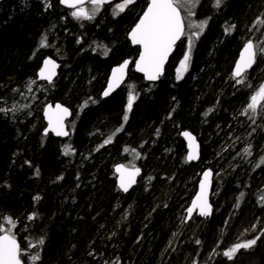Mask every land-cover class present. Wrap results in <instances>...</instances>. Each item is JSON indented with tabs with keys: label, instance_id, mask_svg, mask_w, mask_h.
<instances>
[{
	"label": "trees",
	"instance_id": "obj_1",
	"mask_svg": "<svg viewBox=\"0 0 264 264\" xmlns=\"http://www.w3.org/2000/svg\"><path fill=\"white\" fill-rule=\"evenodd\" d=\"M121 1L82 20L57 0H0V109L19 99L13 113L0 110V234L18 239L22 264H264V99L245 111L264 84V0H199L192 17L207 24L182 78L172 75L181 41L156 84L130 71L101 100L109 68L137 53L126 35L146 0L120 12ZM249 40L255 63L238 84L230 72ZM45 56L61 63L52 85L36 80ZM48 102L72 111L63 141L42 136ZM185 130L200 145L197 164L185 161ZM116 164L141 170L126 194ZM204 169L212 214L184 222Z\"/></svg>",
	"mask_w": 264,
	"mask_h": 264
},
{
	"label": "snow or ice",
	"instance_id": "obj_2",
	"mask_svg": "<svg viewBox=\"0 0 264 264\" xmlns=\"http://www.w3.org/2000/svg\"><path fill=\"white\" fill-rule=\"evenodd\" d=\"M93 5L92 14L84 7H79L84 3V0H60V3L68 6L70 8H75L71 14L76 19H92L96 11L99 10V6L108 3L109 0H89ZM134 0H123L121 4L116 7L118 11L122 12L124 9L132 4ZM198 0H150L147 10L144 12L143 16L140 18L139 23L132 29L129 33L130 39L134 44H139L142 46V51L140 54V59L136 61L137 70L145 72L146 79L156 80L160 75L165 59L167 58L169 52L171 51L175 42L184 34L185 26L183 18L181 17L178 8L189 9V14L191 15V8H194ZM223 0H214L213 7H220ZM259 23H264V21H259ZM207 21H200L194 25L190 24L189 27L198 29V31H192L189 36V52L192 43V37H199L201 32H203ZM235 26H229L225 29L226 33L231 32L232 28ZM46 46L44 40L41 41V47ZM257 46L253 44L251 40L244 44L243 51L241 52V58L237 61L236 68L233 72L234 77H241L246 68L250 67L254 62L256 56ZM259 51L264 53V47H260ZM189 52H186L184 59L181 61V69H187V62L190 59ZM107 54V52H105ZM128 61L125 60L119 68L113 69V79H122V74L124 69L128 65ZM44 67L40 70V78L46 79L51 82L52 76L55 75L54 69L56 64L52 60H45ZM179 71V70H178ZM119 74V75H118ZM179 78V75H178ZM238 84L241 83L239 79L236 81ZM113 82L110 80L108 89L104 92V95H109L112 90ZM134 96L130 93L128 98V105L126 113L131 110L132 102ZM264 99V85H261L259 90L251 96L250 103L247 105L245 111L252 110L253 112L257 108L258 100ZM58 110L67 113V109L61 108L57 105ZM2 110V109H0ZM128 119L127 114L124 116V120ZM51 123V122H50ZM47 131V130H46ZM52 131L55 132L57 136L68 135L67 132L63 130V126L52 127ZM119 131V129H117ZM184 136L188 137L190 142H194V138L190 133H182ZM110 142V141H106ZM192 143H190V148ZM68 149H65L67 153ZM247 151V149H246ZM195 154L190 151L187 159H195ZM116 171L121 173L119 187L127 192L128 188L132 183L135 182L134 178L139 174V169L134 168L128 171L127 178L124 176V172L127 171L125 166L117 165ZM209 173H205V179L201 181V192L198 194L197 198L193 201L192 207L188 208L187 211L189 216L192 214L195 208H199V214L206 216L210 214V206L207 204V194H206V181ZM39 199V197H36ZM32 217H29L31 219ZM9 224L14 226V222L9 217L4 218ZM0 231H4L3 226L0 225ZM258 239V237H257ZM39 244H43V240L38 241ZM197 243H200L197 241ZM256 244V239L248 240L244 243H237L230 249L226 250L223 255L229 259H232L235 253L239 249H247ZM21 249L17 244L13 235H11V230H8V234L0 235V264H21L20 260ZM39 258L38 254L32 259L35 261Z\"/></svg>",
	"mask_w": 264,
	"mask_h": 264
},
{
	"label": "water",
	"instance_id": "obj_3",
	"mask_svg": "<svg viewBox=\"0 0 264 264\" xmlns=\"http://www.w3.org/2000/svg\"><path fill=\"white\" fill-rule=\"evenodd\" d=\"M146 6L144 8V10L142 11L141 15L139 16V18L137 19V21L134 23V25L130 28V30L128 31L127 35H126V40L129 44V46L133 49H136L137 50V54L135 56V58L133 60L131 59H125L127 60L129 63L127 65V67L124 69L123 71V74H122V79H119L118 81L117 80H114L113 79V69H116V68H119L121 64L124 63L125 60L117 63L116 65L112 66L108 72V75H107V78H106V81H105V84L101 90V93H100V96L99 98L101 100H105V99H108L110 97V95H113L116 90H119L120 88H122V86L125 84V82L127 81V77H128V74L129 72H133L135 75H138L139 77L142 78L143 82H145L146 84H149V85H154L158 82V80L163 76L164 74V71H165V67L166 65L168 64L169 62V59L171 58V56L173 55V53L175 52V49H176V46L177 44L180 43V41L182 40L183 38V35L175 42V44L173 45L171 51L169 52L167 58L165 59L164 61V64H163V68H162V71L160 73V75L158 76V78L156 80H148L146 79V76H145V72L143 71H138L137 70V65H136V61H138L140 59V54H141V51H142V46L139 45V44H134L132 42V40L130 39V36H129V33H131L132 29L139 23L140 21V18L143 16L144 12L147 10L148 8V5L150 3V0H146ZM87 3H90L89 0H84V3L82 5H79V7H82L84 6L85 4ZM57 4L59 7L63 8L64 10H67V11H73V10H76L75 8H70L68 6H65L63 4L60 3V0H57ZM178 11L181 15V12L178 8ZM182 17V15H181ZM248 42V41H246ZM244 42L240 48V50L238 51V54H237V57L233 63V66L231 68V76L236 80V79H239L241 78L245 73H248L250 71V69L253 67L254 63H255V58H254V62L251 64L250 67L246 68V70L244 71V73L242 74L241 77H234L233 76V72L236 68V64H237V61L240 60L241 58V52L243 51V48H244V44L246 43ZM45 60H52L54 61V63L56 64V67L54 69V72H55V75L52 76V79H51V82H49L48 80L46 79H42L40 78V70L41 68H43L45 65H44V61ZM60 65L61 63L49 56H45L42 61H41V64H40V67L38 69V71L36 72V80L37 82H40V83H44L46 85H49L51 83L54 82V80L56 79L57 75H58V70L60 68ZM119 75V74H118ZM110 80L113 82V87H112V90L109 92V95L105 96L104 95V92L108 89L109 87V82ZM57 105H59L61 108H65L67 109V113H64V112H61L60 110H58L57 108ZM72 117V111L69 107H67L66 105L60 103V102H48L46 104H44L41 108V118H42V121H43V124H44V128L42 130V136H46V135H50L52 138L54 139H57V140H65L68 138L69 134H70V131H69V128H68V121L71 119ZM51 122V123H50ZM60 125L63 126V130L65 132L68 133V135H62V136H57L55 134L54 131H52V127H59ZM47 130V131H46ZM184 132H187V133H190L188 131H181L180 132V138L181 140L183 141L184 143V146H185V151H186V154H185V161L187 163H193V164H197L198 161H199V157H200V145L197 141V138L192 134L191 136L194 138V142H190L189 138L184 136L182 133ZM190 143H192V147L190 148ZM192 151L196 158L195 159H192V160H189L187 159L188 155H189V152ZM117 165H122V164H116L113 166V174L115 175V185H116V188L118 189V191L122 194H126L128 193L136 184L140 174H141V170L139 171V174L135 176L134 180L135 182L131 184V186L128 188V191L125 192L123 191L120 187H119V182H120V177H121V173L117 172L116 171V168H117ZM124 166V165H123ZM125 169L127 171L124 172V176L125 178H127V175H128V171H131L133 170L134 168H128V167H125ZM209 173V176L207 178V181H206V194H207V204L210 206V214L209 215H206V216H203V215H200L199 214V208H195L192 212V214L189 216V213L187 211L188 208L192 207L193 205V201L197 198L198 194L201 192V181L205 179V173ZM213 172L210 170V169H204L200 172L199 174V179L197 181V185H196V190H195V193L194 195L192 196L190 202H189V205L185 211V215H184V222H188L189 220H191L193 217H198V218H203V219H207L211 216L212 214V205H211V193H212V185H213ZM0 235H5V234H0ZM16 242L17 244L19 245V242H18V239H16ZM21 264H22V261H21Z\"/></svg>",
	"mask_w": 264,
	"mask_h": 264
},
{
	"label": "rangeland",
	"instance_id": "obj_4",
	"mask_svg": "<svg viewBox=\"0 0 264 264\" xmlns=\"http://www.w3.org/2000/svg\"><path fill=\"white\" fill-rule=\"evenodd\" d=\"M111 2V0H109V2L108 3H105V4H103V5H106V4H108V7H109V4H111L110 3ZM121 2H123V1H121ZM103 5H101V6H103ZM112 5V4H111ZM198 5H199V0H198V3L196 4V6L194 7V8H191L190 9V11H191V15L189 14V9H187V8H179L180 9V11L182 12V14H183V17H184V13H185V32H184V36H183V39H182V49H181V54L179 55V57L175 60V62H174V64H173V70H172V75H173V78H175V79H180V78H182V76L184 75V73L186 72V70H182L181 69V61L184 59V55H185V53L186 52H189V36H190V34H191V32L194 30V31H197V29H195V28H192V27H189V25L190 24H192V25H194V24H196L197 22H200L199 20H197V22H195L196 21V19L195 18H193L192 17V15H194L195 16V13H196V10H197V7H198ZM101 6H99V10L98 11H96L95 13L97 14V13H99V11L101 10ZM114 9H116L117 11H118V9H117V7L114 5V7H113ZM85 9L89 12V14H92V9H93V5L90 3L89 5H87L86 7H85ZM96 14H94V15H96ZM198 19H201L200 17L198 18ZM82 20H86V19H82ZM193 39H195V37H192ZM193 39H192V42H193ZM191 45H192V43H191ZM189 56H190V52H189ZM189 61H190V59H189ZM187 67H188V62H187ZM179 70V71H178ZM178 75H179V78H178ZM241 82H242V80L243 79H239ZM262 85H264L263 84V82H262ZM32 85L30 84L29 86H28V89H30V88H32L31 87ZM31 90V89H30ZM258 90H253L252 92H251V94H249V97H248V99H247V105L251 102L250 101V98H251V96L252 95H254L256 92H257ZM18 102H19V99L17 100ZM17 101H13V102H11V106L9 107V108H6V106H4V104H3V106H1V109L2 110H9L11 113H13L12 111H14L15 109H16V107L18 108V102ZM260 101H261V99L260 100H258V104L260 103ZM258 104H257V106H258ZM18 105V106H17ZM126 114V113H125ZM125 116V115H124ZM23 260V259H22ZM24 261V260H23Z\"/></svg>",
	"mask_w": 264,
	"mask_h": 264
},
{
	"label": "bare ground",
	"instance_id": "obj_5",
	"mask_svg": "<svg viewBox=\"0 0 264 264\" xmlns=\"http://www.w3.org/2000/svg\"><path fill=\"white\" fill-rule=\"evenodd\" d=\"M137 54V53H136ZM135 58V57H134ZM133 58V59H134ZM123 61V60H122ZM190 61H188V63H189ZM41 64V63H40ZM39 67H40V65H39ZM39 67H38V69H39ZM38 69H37V71H38ZM251 70V69H250ZM36 71V72H37ZM108 75V74H107ZM107 78V77H106ZM54 83V82H53ZM53 83H51V84H49V85H52ZM117 91V90H116ZM111 96V95H110ZM44 104H46V103H44ZM43 128H44V124H43ZM43 130V129H42ZM179 135H180V133H179ZM46 136H50V135H46ZM180 137V136H179ZM181 139V138H180ZM135 168H138V167H135Z\"/></svg>",
	"mask_w": 264,
	"mask_h": 264
},
{
	"label": "flooded vegetation",
	"instance_id": "obj_6",
	"mask_svg": "<svg viewBox=\"0 0 264 264\" xmlns=\"http://www.w3.org/2000/svg\"><path fill=\"white\" fill-rule=\"evenodd\" d=\"M82 7H84V8H85V7H86V5H84V6H82ZM73 11H75V10H73ZM73 11H71V12H73ZM140 15H141V14H140ZM138 18H139V17H138ZM177 45H178V44H177ZM176 47H177V46H176ZM124 60H125V59H124ZM120 62H121V61H120ZM115 65H116V64H115ZM113 66H114V65H113ZM111 67H112V66H111ZM111 67H110V68H111ZM110 68H109V70H110ZM108 72H109V71H108ZM185 131H187V130H185ZM188 132H189V131H188Z\"/></svg>",
	"mask_w": 264,
	"mask_h": 264
}]
</instances>
